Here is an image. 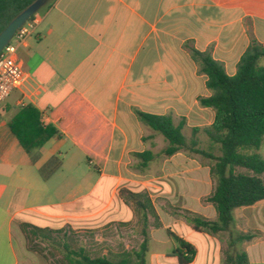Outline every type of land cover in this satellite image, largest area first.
Returning a JSON list of instances; mask_svg holds the SVG:
<instances>
[{
    "label": "crops",
    "instance_id": "obj_1",
    "mask_svg": "<svg viewBox=\"0 0 264 264\" xmlns=\"http://www.w3.org/2000/svg\"><path fill=\"white\" fill-rule=\"evenodd\" d=\"M43 7L34 34L17 52L25 81L0 106V264H40L28 246L32 226L65 236L100 229L95 252L80 248L93 257L129 258L143 236L141 228L138 246L121 242L117 225L137 217L123 193L150 197L159 216L161 226L148 228L147 264H179L164 252L168 243L177 247L169 229L177 227L175 233L187 240L203 234L187 220L188 211L217 219L207 201L210 165L187 150L164 154L167 140L137 111L171 115L176 125L184 123L189 140L198 128L200 145L214 147L205 129L214 124L216 110L201 104L213 92L191 49L210 51L235 75L252 42L264 46V0H47ZM28 106L61 130L36 162L10 125ZM147 151L154 158L144 162L138 154ZM55 155L62 167L43 179L39 170ZM89 184L90 193L112 188L98 209L89 206ZM234 215L236 229L253 236L240 250L249 264H264V199L236 208ZM218 234L206 242L210 257L196 247L192 264H226L230 233ZM64 259L70 264L66 250Z\"/></svg>",
    "mask_w": 264,
    "mask_h": 264
},
{
    "label": "trees",
    "instance_id": "obj_2",
    "mask_svg": "<svg viewBox=\"0 0 264 264\" xmlns=\"http://www.w3.org/2000/svg\"><path fill=\"white\" fill-rule=\"evenodd\" d=\"M35 1L0 0V33ZM191 54L200 71L208 76L207 85L213 92L210 97L201 98V104L216 110L215 122L205 132L213 146H218L220 154L200 145L196 136L198 128L193 130L189 140L183 133L184 123L176 125L171 115H154L139 110L137 114L146 125L165 137L168 146L164 154L171 156L180 150H187L210 161L213 191L207 201L215 207L217 219L188 211L187 220L196 231L211 234L228 231L230 240L226 264H249L248 254L239 246L253 236L236 229L234 210L264 199V155L261 153L264 145V46L253 41L233 76L227 74L225 65L214 59L210 51L192 48ZM10 125L34 162L39 159L38 151L53 137L61 135L59 127L45 124L41 113L33 106L20 110ZM138 156L144 162L154 158L150 151ZM62 164V157L55 155L40 168L39 173L43 179H48ZM131 196L142 215L143 242L139 248L129 258L114 261L106 256L93 257L85 248L73 249L65 244L70 264H147L149 216L155 218V226H161V222L150 197L142 194ZM30 230L38 234L44 229L32 226ZM169 235L177 245L173 255L177 256L179 264H192L197 256L196 246L171 229Z\"/></svg>",
    "mask_w": 264,
    "mask_h": 264
},
{
    "label": "rangeland",
    "instance_id": "obj_3",
    "mask_svg": "<svg viewBox=\"0 0 264 264\" xmlns=\"http://www.w3.org/2000/svg\"><path fill=\"white\" fill-rule=\"evenodd\" d=\"M202 147L214 152L217 155L220 154L218 146L211 148L206 146V144L204 143ZM262 154H264V151ZM200 159L201 162L210 164L209 160L204 159L202 157H200ZM94 174L98 176L97 172H94ZM53 183L54 185H56L55 182ZM91 190H93L92 185L89 184L87 187V192L89 193V197L87 198V200L89 201V206L91 205L94 209H98L101 206L105 205L110 200L112 195L111 187L105 189L99 187L95 189L94 192L90 193ZM49 197H52L57 201H59L61 198L59 195H54V196L52 195ZM122 197L125 198L127 202H129L130 207L131 205L134 207L135 211H137V217L134 216V219L131 220L129 223L126 224L119 223L117 225L121 233L120 236L121 242L124 243L123 238H125L131 245L138 246L141 240V236L139 234L142 228V215L137 208L135 199L131 195H127L123 193ZM134 215L136 214L134 213ZM155 223H156L155 220L151 218L150 225H155ZM104 229H105L104 232L105 237L110 238L111 232L109 230L111 229V226H106L104 227ZM131 230H133V232L128 233ZM173 230H175V232L177 233L178 229L177 227L173 226ZM26 231L28 233L27 238H28L29 249H31L39 257L40 264H66L64 259L65 243H68L73 249H79L81 246H86L92 252H95L98 249V246L96 244L97 242L96 239H97V234L99 237L100 229L88 231L87 233L79 232L71 236H65L62 232H56V233L39 232L38 234L36 233L37 234L36 235L35 233H33L32 230H26ZM123 231L125 232L124 235H123ZM135 234H138V236ZM215 235L211 234L210 232L204 231L202 235L198 233H194L189 238H187V240L196 245V247L201 251L202 257L207 258L210 257L211 248H209V245L206 242L209 241V236L214 237ZM216 237L218 238L219 242L223 241V234H220V236L218 234V236L216 235ZM174 249L175 247L173 246V244L168 243L164 247V252L173 255Z\"/></svg>",
    "mask_w": 264,
    "mask_h": 264
},
{
    "label": "built area",
    "instance_id": "obj_4",
    "mask_svg": "<svg viewBox=\"0 0 264 264\" xmlns=\"http://www.w3.org/2000/svg\"><path fill=\"white\" fill-rule=\"evenodd\" d=\"M37 28V20H28L18 29L12 40L0 53V106L6 102L11 94L19 89L26 78L27 72L17 52L21 45L32 36Z\"/></svg>",
    "mask_w": 264,
    "mask_h": 264
},
{
    "label": "water",
    "instance_id": "obj_5",
    "mask_svg": "<svg viewBox=\"0 0 264 264\" xmlns=\"http://www.w3.org/2000/svg\"><path fill=\"white\" fill-rule=\"evenodd\" d=\"M47 0H36L17 17H15L8 26L0 33V53L12 40L19 28H21L33 15H35L46 3Z\"/></svg>",
    "mask_w": 264,
    "mask_h": 264
}]
</instances>
